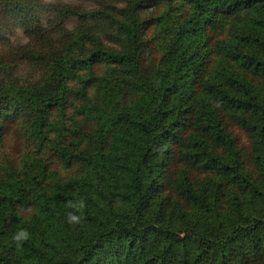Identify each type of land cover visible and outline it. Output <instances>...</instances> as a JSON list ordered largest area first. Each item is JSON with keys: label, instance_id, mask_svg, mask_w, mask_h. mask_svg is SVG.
I'll return each instance as SVG.
<instances>
[{"label": "trees", "instance_id": "obj_1", "mask_svg": "<svg viewBox=\"0 0 264 264\" xmlns=\"http://www.w3.org/2000/svg\"><path fill=\"white\" fill-rule=\"evenodd\" d=\"M156 1L187 11L171 20L168 10L141 13L148 0H0V22L27 37L0 49V134L21 122L40 155L0 172V264H264V0ZM37 8L51 15L43 21ZM153 24L166 42L147 70ZM17 62L41 76L10 81ZM98 63L106 83L90 73ZM73 81L113 87L88 130L49 118ZM53 158L76 173L47 186ZM80 200L82 222L69 224L67 202ZM21 229L30 239L17 248Z\"/></svg>", "mask_w": 264, "mask_h": 264}, {"label": "rangeland", "instance_id": "obj_2", "mask_svg": "<svg viewBox=\"0 0 264 264\" xmlns=\"http://www.w3.org/2000/svg\"><path fill=\"white\" fill-rule=\"evenodd\" d=\"M47 2L60 1L63 3L75 4L84 8L96 7L99 0H42ZM109 1V0H107ZM114 1L116 5H121V0H110ZM140 10L141 13H152L158 12L161 13L164 10L169 11V19L178 20L181 16H183L185 11H187V5L183 2L171 1L168 3L165 2H157L156 0H148ZM37 11L41 15V19L45 21L50 15L51 11L49 8H37ZM74 23L73 18H68L65 22V26L70 28ZM158 25L156 24L150 25L144 33V38L147 39V46L143 51V61L142 65L150 70L154 68L157 64V60L159 55L164 50L166 38L163 37L162 34L157 33ZM0 34L2 39H0V49L3 48L2 44L7 43L10 48H15L23 44L27 37L23 34L22 28L19 27L17 23L9 24L6 26V23L0 22ZM104 43L114 46L112 42L103 38ZM208 66L211 65L215 60V52H211L208 54ZM13 66V65H12ZM10 70V69H9ZM107 68L98 63L97 65H93L90 67L91 75L97 76L99 78H105L109 80L111 76H108L106 73ZM6 73V72H5ZM81 76H88L89 72L87 69H82L78 72ZM41 76L40 71L35 66H29L26 64H21V62H17L14 64L12 69L10 70V74L8 75V79L10 81L15 82V78L18 80L21 79H31L32 81ZM14 78V79H13ZM30 80V81H31ZM74 86H72V96L70 98L69 103L65 108L54 109L51 111L49 115L50 121L57 120V122H61V125L66 126H76L77 128H81L83 130H88L91 128L94 123H96L100 117L98 112V107L106 101V93H109L110 90L113 89L110 83L106 86L102 82L98 84L94 82L91 86L81 87L78 82L73 81ZM258 88L260 92L264 93V81L257 82ZM104 85V86H103ZM82 92L80 94L79 92ZM117 90V89H116ZM118 91V90H117ZM80 95H79V94ZM115 96V95H114ZM112 97L114 101L121 102L122 95L119 91L118 97ZM83 103H87L85 107ZM83 105L81 109H79V105ZM232 134L235 135L237 140V145L239 147V152L244 161L245 167L250 171L254 172V167L249 160L250 153V144L245 135L239 131V129L235 126L231 128ZM63 132V131H62ZM40 156L39 151L36 146V142L30 137V134L27 133V129L25 126L21 125V122H16L15 124H11L7 129L3 130V133L0 134V172H3L4 169L7 168L8 165H20V163L26 158H34ZM42 158L45 157V154L41 155ZM47 163V172L45 178V184L48 186L49 184L56 183L59 181H64L67 177L72 176L76 172V167H71V165H64L59 162L56 158L48 160ZM31 212V208L27 209V213H24L25 216H28Z\"/></svg>", "mask_w": 264, "mask_h": 264}, {"label": "clouds", "instance_id": "obj_3", "mask_svg": "<svg viewBox=\"0 0 264 264\" xmlns=\"http://www.w3.org/2000/svg\"><path fill=\"white\" fill-rule=\"evenodd\" d=\"M67 206L75 210V212L67 213L68 223L73 225L80 224L82 222L83 209L85 208L84 201H68ZM28 239H30V233L26 229H21L13 235V240L16 242L17 248L22 247L23 242L27 241Z\"/></svg>", "mask_w": 264, "mask_h": 264}]
</instances>
